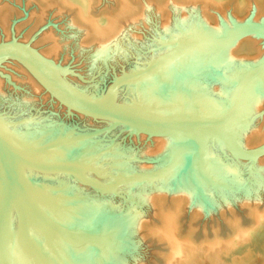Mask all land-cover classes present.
<instances>
[{
	"label": "bare ground",
	"instance_id": "1",
	"mask_svg": "<svg viewBox=\"0 0 264 264\" xmlns=\"http://www.w3.org/2000/svg\"><path fill=\"white\" fill-rule=\"evenodd\" d=\"M39 1L42 5L39 4L41 9L53 7V11H56V13L68 11L72 16L64 26L67 32L64 29V35L61 39H55L50 34L44 35L42 33L43 36L41 38L35 42L33 41V47L37 46L40 49L38 52L43 58L55 62L54 58L58 56L60 50L66 54L68 49L70 50V47L74 46L72 48L73 53L79 55L84 53L87 55L84 65L88 69L105 64L118 50L124 49L128 51V49H139L146 44H150L141 38L139 31H142V29H148L150 31L154 27L158 31L157 33L163 36L176 35L177 32L173 30L171 21L172 23H179L180 26L181 24L183 26H190L196 20V23H194L196 24L197 30L215 34L221 29L214 24L217 25L220 22H216L217 18H220L218 20H222L223 22L226 21V17L224 18L220 14L225 13L223 10L229 2L228 0H160L157 1L159 2L158 6H154V10L147 3L139 6L136 2L132 3L130 0H112L115 5L114 10L110 14H103L102 18L97 19L92 13L95 0ZM249 1L231 0V3L234 2L235 8L241 11L248 6ZM2 6L0 7V28L4 30V36L6 35L8 37V32H6L5 28L9 11L7 7ZM42 10L38 13L36 12L38 14L36 16L32 14L34 15L32 16L33 18L29 14L34 19V23L42 20L43 14L46 13H43L44 10ZM150 22H153L152 26H156H150ZM28 24H33V22ZM25 35L21 36L23 38L22 40L27 39V35ZM254 37L253 35L251 38ZM241 38L233 41L223 49H214L211 51L198 49L191 52L188 57H183L179 62L181 69L171 67L161 70L160 74L163 81H159L156 78L153 80L150 79L139 86L138 93L140 97H147L149 99L153 97L164 98L166 102H169L175 107L174 102L180 98H184L183 95L185 93L187 97L189 94H192L194 96L193 108L197 116L217 112V110L222 109L225 105L224 101L230 97L234 85L220 84V86H216L217 83L213 81H217V79H209L207 77L197 78V76H199V72H208L213 75L211 72L213 69V72H220L224 75L234 73L236 68L239 70L238 72L245 71L249 68L251 65H248L247 61L245 63L244 60H239L234 57L235 49ZM246 41L248 42V40ZM87 42L90 45L84 46ZM258 42H263L264 44L261 38ZM263 49L264 45L261 51ZM191 59H195V61L197 59V62L195 65L190 64L188 66V62L192 63ZM254 61L256 59H252L250 63ZM4 63L6 65L4 64L0 67V110H5L4 114L7 115V118L0 114V132L14 146H35L42 143L40 141L44 142L50 138L57 137V134L58 136L63 135L65 126L62 123H56L53 116L52 118L47 116L44 120H41L42 114L38 113V108H42L41 106L44 105L45 100L49 96L47 95L48 93L21 65L9 60L4 61ZM62 77L84 93L88 89H97L96 85H84L72 75L65 74ZM118 93L113 98L115 102H118ZM42 94L46 96L41 97ZM212 94L215 97H212ZM216 98L220 100L223 98L224 101L217 102L214 100ZM151 102L154 104L157 103L152 100ZM55 103L62 108L64 106L56 99L51 98V105L55 107L53 105ZM147 103H149V100ZM263 103L264 100L260 94L259 85L256 83L247 92L244 104L240 110L239 119L237 118V123L234 125L235 138L243 147H249L264 140V117L260 116L262 115L260 110ZM31 107L34 109H31ZM26 111H30L31 113H25ZM80 114L85 118H83V122L85 120L84 124L86 121H90V116L83 113ZM13 116H17V118ZM21 119H24V121H21ZM19 121L21 122L19 123ZM140 135V137L146 136L144 133ZM149 137L154 139L152 146L144 147L139 153L143 154L146 158L154 157L168 151L179 140L173 135H152ZM85 143L86 141L81 142L80 140V142H74V144L49 150L45 156L64 154L72 157L76 153L75 151L84 146ZM217 147L216 140L211 138L205 140L204 151L208 157L206 166L213 178L218 177L221 180H226L231 188L237 191V193L235 192L236 194L229 191L228 193L221 190L215 191L209 185L203 184L202 193L200 195L196 193L197 196L194 197L192 196V188L194 186L186 178H180L173 186H169L167 182L165 184L166 180L164 184L163 182L159 184L156 181L149 191L142 188L137 190L135 193L137 201L131 208L132 210L127 208L121 213H117L112 206H108L105 203H95L86 198L82 199L77 197L78 189L83 186H80L75 181H70L68 179L70 176L58 172L39 171L21 166L28 183L35 185L45 195L56 193L57 196H66V198L60 201H56L54 198L49 197V195L45 198H38L37 203L47 214L73 229H77L74 226H85L86 223L84 222L88 221L91 222V225L95 223L104 224L108 226L111 232L109 234L119 238L115 245L117 252L113 253L106 248L103 249L102 253L107 263L97 261L98 259L94 258L92 251L86 245L63 240L56 234L50 233V231H46V233L51 237V240L46 241L45 233L32 218H29V228L62 264H137V255L126 254L131 250L129 246H134V243L131 244L130 241L132 236L138 234L139 231L146 227L145 231H147L148 235L154 237L159 242H163L167 248L163 259L164 264H200L204 262L208 264H223L221 262L222 256L231 254L240 245L254 241L258 232L264 229V209L260 210L258 204H256L261 199V192L264 191V165L261 158L256 163L257 168L261 167L258 175H262L263 180L261 178H255L252 182L253 185L242 186L240 163L231 160L228 154L226 156L222 155V157L218 153ZM35 158L44 159L43 155L38 154L35 155ZM134 166L138 167L137 162L132 163V167ZM169 194L172 196V204H170V207L163 209V202L165 201L166 195ZM233 203H237L241 207L246 208V212L250 217L249 227H243L236 219H231L229 220L231 227V235L229 237L221 240L218 236H215L213 239L204 241L199 245L194 244L189 236H183L182 238L179 236V213L182 212L181 210L186 204L189 211H191L190 214L196 218L217 212L222 205L225 207L229 206L230 208V206L234 205ZM239 205L236 206L235 204V207ZM142 207L146 209L154 208L156 217L158 218V226H146V223L141 220ZM10 220L7 240L10 264H45L42 260L36 258L34 250L28 247L22 238L14 208L11 210ZM120 251L123 253L120 254Z\"/></svg>",
	"mask_w": 264,
	"mask_h": 264
},
{
	"label": "water",
	"instance_id": "2",
	"mask_svg": "<svg viewBox=\"0 0 264 264\" xmlns=\"http://www.w3.org/2000/svg\"><path fill=\"white\" fill-rule=\"evenodd\" d=\"M251 17L243 22L231 20L229 25L222 21V29L215 34L199 31L196 25L187 30L179 28L182 35L178 36L166 37L157 33V44L165 50L147 61L138 63L136 60L139 67L131 71H126L124 67H121V73L117 74L113 70L112 78L104 84L95 97L78 90L62 77L65 74L74 75L71 69L43 58L38 51L33 49L30 44L34 37L30 38L27 43L17 42L12 25L10 27L11 40L0 41V64L10 60L21 65L51 98L65 106L68 114L71 115L73 110L95 119L106 120L110 122L108 128L121 126L136 136L143 133L148 136L173 135L179 140L169 150V160L162 170L111 175L110 180L103 183L88 175V173L98 175L95 169L87 163L77 162V158L73 156L64 154L45 156L47 151L74 144L81 137L75 139L71 136H58L35 146H14L0 132V264H10L7 240L12 208L16 211L22 238L28 247L34 250L36 258L45 264L62 263L31 232L29 218H32L43 230L46 241L51 240V237L46 233V231H50L63 240L76 242L80 245L85 244L97 250L99 245L110 244L102 237L97 238L90 232L81 229L75 230L47 214L37 203V199L45 198L47 195L54 197L47 193L45 195L35 185L28 183L21 166L39 171L62 173L72 177L78 183L104 193L114 191L117 186L128 182L136 184L154 182L162 178L182 159V171L185 174L188 173L195 190L202 193L197 171L206 181L211 184L215 183L209 177V170L206 167L207 157L204 145L207 138L218 141L231 157L249 160L250 166H253L256 160L264 154V144L253 148H244L235 138L234 125L240 116L247 92L256 83L264 98V54L256 63L251 64L245 71L232 75V78H225L220 72H213V75L203 72L197 76V78L218 79L224 84L234 85V89L230 97L224 101L225 105L222 109L212 114L197 116L193 108L194 96L192 94H189L187 100L184 98L175 99V107L166 102L164 98H157L156 104L151 102L152 99H149L148 106L136 101L119 103L113 100L122 88L133 86L138 89L148 80L155 78L163 81L160 74L162 69L171 67L181 69L179 62L195 50L223 49L233 41L247 35H254L264 41V23L254 21ZM155 50L157 51V49ZM76 76L82 79L80 75ZM37 154L43 155L44 159L35 158ZM93 256L101 262L107 263L104 255Z\"/></svg>",
	"mask_w": 264,
	"mask_h": 264
},
{
	"label": "rangeland",
	"instance_id": "3",
	"mask_svg": "<svg viewBox=\"0 0 264 264\" xmlns=\"http://www.w3.org/2000/svg\"><path fill=\"white\" fill-rule=\"evenodd\" d=\"M97 1L96 0L94 1L93 8H92V13L95 16V18L100 19L102 18L103 14H108V13L110 14L114 10L115 5L113 4L112 0H97ZM130 1L132 3L136 2V4L139 6L145 5L147 3L154 9L155 7L158 6L159 2L157 1H160V0H144V1L143 0H130ZM228 1H229L227 4L228 6L226 5L223 10L225 13L220 14L224 18L226 17L225 19L226 21H224V22H227L226 24L228 25L231 24L230 22L233 19H234L233 21L235 22H243L244 20L250 18V16H252V20L264 23V1L263 0H256V1L250 0L249 1L250 3L248 4V6H246L241 11L235 8V5L233 4L234 2L231 3V0H228ZM39 2H40L39 0H30V1L29 0H0V7L1 5H3L2 7H7L9 11V17L7 19L6 28H5L6 32H8V37L6 35H5L6 37L4 36V33H3L4 30L0 28V41L11 40L10 27L12 25L15 31L16 41L19 43H27L29 39L32 37H34L33 41L35 42L36 40L41 38L43 34L44 35L50 34L55 39H58V38L61 39L62 36L64 35V29H65V32H67L66 31L67 29L64 26L66 25V22L70 19L72 14L68 11H62L61 13L60 12L56 13V11H53V7H49V8L47 7L46 9L44 8L46 11L42 8L44 10L43 13L45 12L46 13L43 14L42 20L40 22H37L38 24L34 23V19H32L33 18L32 16L34 15L36 16V14L40 10H42L41 9L42 5ZM29 14H31L32 18L30 17ZM218 19L220 18H217L216 22L218 21L220 22H218L217 25L216 24L214 25L218 26L219 29H222L221 27L222 20H218ZM195 21L196 20H194L190 26L189 25L183 26L182 24L180 26L179 23L176 24V22L173 21L174 23H172L171 21L170 23L172 24L173 30L177 32V34L173 36L182 35V33H180V29L185 28L187 30L188 28L195 27L196 25ZM30 22L31 23L33 22V24H28ZM152 24L153 22L149 23L150 26H152ZM153 26H156V25H153ZM150 31H148V29H142V31H139L141 38H143L145 41H148L150 43V44H146L147 46L145 45L139 49L138 48H134L132 50L128 49V51L124 49L118 50L117 52L113 54L110 60H108L105 64L98 65L96 67H93L92 69H88V67L84 65L85 58H87L86 54L82 53L79 55V54L73 53L72 48L74 46H71L70 50L68 49V52L66 54H64L62 50H60L58 56L54 58V61L55 63H59L61 66H67L69 69H71L74 72V75L72 76L75 77L78 81L82 82L84 85H88V86L96 85L97 89L96 88L95 90L88 89V91H86V93L89 96L95 97L97 94H99V91L104 86V84L110 81L113 75V70L117 74L121 73V67H124L126 71H131L139 67V65L136 63L137 62L136 60H138V63L142 61H147L153 58L154 55L165 50V49H161L160 45L157 44V32L158 31L154 29V27ZM23 34L27 35L26 40H22L23 38H21V36H24ZM252 36L247 35V36L242 37L239 41V44H237V48L235 49V53H234L235 58L239 60L242 59L245 61V63L247 61L248 65H251L252 63L256 62L258 58H260L264 53V49L263 51H261L264 45L263 42L261 43L258 42L260 38H257V37H254L255 38L254 40V38H251ZM246 40H248V42ZM33 41L30 44L31 47H33V44H34ZM88 44L89 42L85 43L84 46ZM261 45L262 47H260ZM33 49L35 50L37 49V51L40 50L37 46H34ZM155 49L157 50L159 49L156 54L153 53L156 51ZM252 59H256V61L250 63ZM191 62L192 63L188 62L187 65L188 66H190V64L195 65V63L197 62V59L196 61L195 59L194 60L191 59ZM4 64L6 65V63L4 62L1 63L0 67H2ZM213 71L214 69L211 70L212 73ZM215 71H218V70H215ZM238 71L239 70L236 68L234 73L224 74V77L232 78L231 76L238 73ZM200 73L201 72H199V74ZM76 75H80L82 79H79ZM213 82L217 83L216 86H220V84H224L220 82L218 79L217 81L215 80ZM224 85H228V84H224ZM212 95H213L212 97H215L214 94ZM42 96L44 97L46 95L42 94L41 97ZM118 96L119 98L117 101L119 103H130L131 101H136L142 104H147V101L149 100V98L147 97H140V94L138 93V89L133 86H131V88H122L119 91ZM183 96L186 99L189 98V96L187 97L186 93ZM150 99H152V101H157V97H153ZM214 100L217 102L224 101L223 98L221 100L217 98ZM45 102H44V105L41 106L42 108L40 107H39L40 109L38 108V113L42 114L41 120H44L47 116H50V118H52L53 116L54 120H56V123H62L65 126L63 130L64 131L63 135L61 136H65V137L71 136L75 139L78 137H81L80 139L81 142L86 141L84 146L78 148V150L75 151L76 153L73 155V157L77 158V162L87 163L90 165L91 168L95 169L98 172V175L94 173H88V175L96 178L98 181H101L104 183L110 180L109 177L111 175L112 176H115L116 174L122 175L125 172L148 173L152 171L153 172L160 171L163 168H165L169 160L168 152L175 144L171 146L168 151H165L154 157L146 158L143 154H139V153L144 147L149 146V145L152 146L154 139H151L149 136L147 135L145 137H140L141 135L136 136L134 134H131L126 128L121 127V126H118L116 128H108V124L110 122L106 120L95 119L92 117L89 118L90 119L89 122L86 121L87 124L86 123L84 124L85 120L83 122L84 117L82 114L72 111V114L70 115L68 114L64 106L62 108L60 105H56V103L53 104L55 105V107L52 106L51 98L49 96L47 100H45ZM263 105L260 110V113H262V115H260L261 117H264V106ZM31 109H34V108L31 107ZM4 112L5 110L3 109L0 110V114L3 117L7 118V115L4 114ZM25 113H31V112L26 111ZM33 116H36V115H33ZM13 117L17 118V116L16 117L13 116ZM22 120L24 119H21V121ZM57 137H58V134H57ZM80 140L78 142H80ZM40 142H43V141H40ZM216 142L218 146L216 149L218 150V153L221 156L222 155L226 156V154H228L231 160H234L240 163L238 164L240 166V173H241L240 178H241L242 186H247L251 184L253 185L252 182L253 180H255V178L257 179L263 178L262 175L261 176L258 175V172L260 171L261 167L257 168L256 163L257 161L262 159L263 165H264V154L261 155L256 160L253 166H250L251 162L249 160L235 159L231 157V155L226 151L223 145L219 144L218 141ZM262 144H264V140H261L257 144H253L249 147H244V148H253V147L260 146ZM134 162H137L138 167L136 166L132 167V163ZM255 167L258 171L255 169ZM182 169H183V160L181 159V161H179L173 168H170L165 173V175H163L162 178L157 179L154 182H144L143 184H136L134 182H128V183L117 186L114 189V191H109V192H104V193H100L99 191L94 190L90 186L78 183L72 177H69L68 179L70 181L77 182L80 186H83L80 189H78L77 197L82 198V199L86 198L95 203H105L108 206H112L114 210L117 211V213H121L124 209H127V208L131 209L133 205H135L137 201L135 197V193L137 192V190H140L142 188L144 190L146 189V191H149L152 189L153 183H155L156 181L159 184L162 182L164 184V181L166 180L165 184L168 183L169 186L170 185L173 186V184L177 182L180 178H186L190 181L188 173H187L188 171L186 172L187 174H185V172H183ZM197 174H198V178L201 181V188L203 184H206V185H209L215 191L221 190L225 193H228V191L231 193L232 192L237 193V191L231 188V186L224 179L221 180L218 177L213 178L212 175L209 173V177L215 182L214 184H211L204 179V177L200 174V172L197 171ZM190 183L194 186V184L191 181ZM193 188H192V191H193L192 196L194 197L197 196L196 193L198 195L201 194L197 192L195 188L194 189ZM261 194H262L261 199L260 201H257L256 204H258V208L260 210H263L264 209V191L261 192ZM51 196H53L56 201H60L66 198V196L64 195L57 196L56 193H52ZM171 197L172 196H170V194L166 195L165 201L163 202L164 204L163 209L165 207H170V204H172ZM205 198L207 199V197ZM235 204L236 206L239 205L237 203ZM235 204L234 205L231 204L234 208L232 206H230L229 208V206L225 207L222 205L219 211L212 212L210 215H207V216L206 215L198 216L196 218H194L190 214L191 211H189V208L187 207V204H186L185 206H183L181 210L182 212L179 213V218H178L179 236L181 238L183 236H189L194 244L199 245L203 243L204 241L213 239L215 236H218L219 239L221 240H224L227 237H229L231 235V227L229 225L230 223L229 220L231 219H236L239 222V224L242 225L243 227H249L250 217L246 212V208L243 206L241 207V205H239L238 207H235ZM144 208L145 207H142L143 210L141 209V212H142L141 220L146 223V226L147 225L148 226H153V225L158 226V218L156 217L154 208H151V209L149 208L144 209ZM84 223H86L85 226H78V227L74 226V228L90 232L92 235L96 236L97 238L102 237L103 239L107 240L110 243L109 245L107 244L99 245L98 250L94 249L91 246L86 245L88 248H90L93 255H103L102 252L104 248L110 250L113 253L117 252L115 245L117 244L119 238L116 236L114 237V235L112 234H109L111 232L108 229V226L104 224H98V223H95L96 225L95 224L91 225V222L89 221L84 222ZM146 228L139 231L138 234L132 236V239L130 241H131V244L134 243V246H129L131 247V250L128 251V254L126 255H137V260H138L137 264H164L163 259H164V255L167 252V248L163 242H159L154 237L148 235L147 231H145ZM122 253L123 252L120 251V254ZM97 261L102 263L101 260L99 259ZM221 262L223 264H264V229L258 232L254 241L247 242L243 245H240L236 249H234L231 254L222 256ZM200 264H208V263L204 262Z\"/></svg>",
	"mask_w": 264,
	"mask_h": 264
},
{
	"label": "flooded vegetation",
	"instance_id": "4",
	"mask_svg": "<svg viewBox=\"0 0 264 264\" xmlns=\"http://www.w3.org/2000/svg\"><path fill=\"white\" fill-rule=\"evenodd\" d=\"M220 83V82H219Z\"/></svg>",
	"mask_w": 264,
	"mask_h": 264
}]
</instances>
